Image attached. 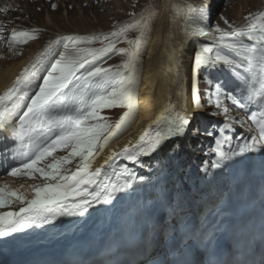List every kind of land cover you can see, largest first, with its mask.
<instances>
[{"label": "snow or ice", "instance_id": "obj_1", "mask_svg": "<svg viewBox=\"0 0 264 264\" xmlns=\"http://www.w3.org/2000/svg\"><path fill=\"white\" fill-rule=\"evenodd\" d=\"M185 7L186 11L176 10L177 16L181 18L178 27L183 36L213 40L212 46H202L195 52L191 68V99L195 107H200L199 71L205 67L223 65L232 70L243 91L247 93L246 102L231 93L226 94L225 98L240 108L247 109L251 104L259 105L261 109L259 117L256 113L248 116V120L256 126L248 130L258 132V136H252L251 143L241 145L238 151L226 153L219 148L213 150L219 159L213 162L212 167L219 168L221 161L264 147V11L244 17L245 23L240 26H233L225 20L230 31L218 26L209 31L207 8L191 5ZM52 8L55 9L56 5L53 4ZM2 11L7 9H0ZM149 30V17L141 15L104 36L105 40H109V37L119 39L128 31H136L138 35L135 39L127 40L129 47L120 49L115 48V41L101 48L85 49L78 45L91 43L94 38L60 37L50 42L22 70L12 85L0 94V130H6L10 121H18L12 131V137L19 142L18 166L12 167L8 175L33 178L34 174H39L45 181L43 185L32 186L31 199H26L16 190L0 186V208L10 207L17 201L21 205L18 210L0 212V237L22 231L31 225L50 223L57 216L84 215L93 204L109 203L116 193L131 188L138 181L126 167L113 173L115 180L104 173L105 180L99 181L104 165L121 157L138 163L139 157L156 152L167 138L184 134L190 123L188 113L182 103H173L169 99L168 105L144 129L134 144H126L119 152L112 151L104 160V165L92 170L96 155L134 116L141 50ZM37 31L36 28L31 31L13 29L8 37L9 47L36 39L33 33ZM245 38L248 43L243 42ZM61 45L65 51L60 52L59 58L51 64L38 90L31 96L22 94V85L37 75L39 68L49 57L56 55V49ZM220 49H226L227 52ZM178 51L174 47L168 57L171 67L177 70ZM112 53L127 58L116 70L98 66V61ZM177 75H180L179 71ZM179 87L183 89V84ZM221 91L222 85L217 84L216 98L209 102L222 110L226 120H231L229 109L220 98ZM177 96H183V92H177ZM114 107L125 111L113 127L100 112ZM45 131L50 134L48 139L34 144L33 136L43 137ZM220 131L223 135L224 129ZM207 134L211 135L210 132ZM216 143L219 145L221 141L217 139ZM57 151H66L67 154L56 157L54 153ZM49 157L52 158L51 163L45 167L38 166ZM74 160H77L76 170L68 175L69 169L65 166ZM143 180L144 177L139 178V182ZM93 185L96 188L90 192Z\"/></svg>", "mask_w": 264, "mask_h": 264}, {"label": "bare ground", "instance_id": "obj_2", "mask_svg": "<svg viewBox=\"0 0 264 264\" xmlns=\"http://www.w3.org/2000/svg\"><path fill=\"white\" fill-rule=\"evenodd\" d=\"M108 1L107 5L113 8L114 14L117 17L118 24L115 31L122 25L128 24L133 19L139 18L141 15L149 17V32L147 33L140 56V73L139 83L137 89L136 109L134 116L130 119L127 126L121 129L105 146L103 151H100L95 157L93 169L104 165V160L112 151L119 152L126 144H134L144 129L151 124L153 120L160 114L161 111L168 105L169 99L173 103H182L184 109L188 113L189 125L186 127L183 135L169 137L164 140L156 152L148 156L139 157L138 163H133L128 160L114 159L108 165L102 168V175L99 181H104L106 173L113 180L116 177L114 172L122 168H128L135 177H144L146 182L150 183L151 189H156L153 178L158 174L168 171L169 184L168 192L171 191L173 201H177L178 207L176 210L183 214L188 211L198 208L200 206V199L210 196L216 189L226 186L231 189L245 178L241 173H237L236 169L241 168L238 157L221 161L219 168H213L212 164L218 160V156L214 149L219 148L220 151L230 152L232 150H239L241 145L251 143L252 136L257 135V131H249V127L255 129L256 126L248 120V116L256 113L257 117L260 115L259 105H248L247 109L240 108L231 103L225 98L226 94L231 93L237 96L238 99L246 102L247 93L243 91L239 79L235 76L231 69L216 65L215 67L202 68L198 75L204 79L203 91L199 90V94H203L204 99H200V107L196 108L191 99V68L194 63L195 52L202 46H212L213 40L207 37L185 38L178 27L181 23V18L177 16L176 10L186 11V5L193 7L205 6L208 11V25L207 29L213 31L217 26L225 31H230L228 24L233 26H240L245 23L244 17L251 13L264 11V0H103ZM102 0H0V9H7V11L0 12V94H2L12 83L22 70L35 60V54L41 51L42 47L38 46L37 41H33V47L28 54L21 59H15L14 56H9L7 53V40L10 36L9 32L15 30L31 31L27 25H30L31 18H34L35 11L45 13L46 25L39 29L40 32H35L36 37H43L46 33L54 34L51 30L55 29L53 24V12H60L63 16H68L67 10L74 9L77 13L78 20L82 23L79 26H74L76 32H86L95 40H102L101 34L104 29L101 24L93 25L91 20L84 16L86 9L97 7ZM56 8L53 9L52 5ZM99 8V9H98ZM113 14V15H114ZM23 20V21H21ZM227 20L228 24L224 21ZM116 22V21H115ZM100 23V21H99ZM31 26V25H30ZM33 27V26H31ZM107 29V28H106ZM109 29V28H108ZM61 32V31H58ZM133 31H128L123 40L116 49L128 48L127 40L134 39L131 37ZM138 35V34H137ZM112 39L116 37H111ZM245 43H248L245 38ZM103 45H96L92 49L101 48ZM178 48L177 59L179 62V69L171 67L168 57L172 53L173 48ZM227 52L226 49H220ZM65 49L58 47L56 55L64 52ZM55 55V56H56ZM118 53H112L103 57L97 62L98 66L104 68H111L116 70L121 62L126 59ZM48 69V64L44 63L38 70L37 75L25 85H22V94L31 96L34 93L36 86L41 82L45 71ZM179 71L180 75H177ZM243 74V73H242ZM212 81L211 84L208 81ZM183 84V89L179 87ZM217 84L222 85L220 98L224 101V106L228 107V115L231 120H226L222 110L217 109L210 100H215V87ZM183 92V96H177V92ZM200 97V95H199ZM204 103L205 107H202ZM116 107L107 109L108 112L104 116H108L110 111H114ZM125 109L122 108L117 120L123 114ZM207 111V112H206ZM117 114V113H116ZM115 115V114H112ZM111 115V116H112ZM108 118V117H107ZM203 119L214 124L216 130L217 124H222L221 128H225L229 132V136H225L219 132L218 139L221 143H217L208 152L213 156L205 157L206 163L197 170L193 179L189 182H184L185 177L182 176V170L190 161L197 141V132L190 133V127L195 125V121ZM114 122V126L116 121ZM16 120L9 122L6 130H0V186H6L8 190H16L22 194L26 199H31L33 196L32 186L45 183L44 179L39 174H34L33 178H22L21 176H10L8 170L16 167L13 160L10 159L12 153L10 152L12 131L16 127ZM206 122V121H205ZM113 126V127H114ZM218 133V130L216 131ZM233 136V138H232ZM36 137V136H35ZM33 137V139L35 138ZM233 139V140H232ZM223 143V144H222ZM254 151L257 155H264V147L258 148ZM248 152V151H246ZM245 153V152H244ZM66 151L57 154V157L66 155ZM242 155V154H241ZM202 156V155H201ZM14 160H16L14 158ZM78 160V158H77ZM77 160H74L70 165L65 167L69 169L68 175L76 170ZM5 173V174H4ZM182 180L177 183L178 180ZM184 179V180H183ZM179 180V181H180ZM98 181V182H99ZM177 184H183L186 193L178 194ZM96 188L93 185L89 189L91 192ZM191 193H189V192ZM120 197V192L116 193L111 199L112 202L117 201ZM79 199V198H77ZM175 204H172L174 208ZM20 203L14 202L10 207L0 208V212L15 211L20 207ZM96 210V204H93L88 212L84 215L74 216H57L56 219L48 223L50 229L46 237L47 241L54 240L60 234H70L74 227L83 219H92ZM179 215V214H177ZM169 222V221H168ZM167 222V223H168ZM10 242L15 241V237H9ZM246 241L249 244L252 241V233L250 231L245 234ZM25 253L22 256H28L29 259H38L40 255L33 250V246H27ZM257 261L264 264V251L257 257Z\"/></svg>", "mask_w": 264, "mask_h": 264}, {"label": "rangeland", "instance_id": "obj_3", "mask_svg": "<svg viewBox=\"0 0 264 264\" xmlns=\"http://www.w3.org/2000/svg\"><path fill=\"white\" fill-rule=\"evenodd\" d=\"M107 3H108V1L102 0L100 5H98L100 10H97V7H94V8L91 7L90 9L85 10V12H84L85 18H87L88 20H91L93 25H97L96 24L97 23L96 18H97L98 24H101L102 28L104 29V31L101 33V34H103L102 35L103 39L102 40H95L94 37H91V38H94L91 41V43L80 44V45H78L80 48L88 49V48H93L96 45L105 46L109 42H112V41H115V46H118L120 44V42L123 40V37H120L119 39L118 38L112 39L111 37H109V40L104 39V36L108 35L112 31H115V29L117 28L118 21H119V20H117V17L114 14L113 8L108 6ZM67 13H68V16L66 17V16H63V14L60 12V10L58 12H55V11L53 12V14H52L53 24H55L56 27L54 30L52 29L51 31L54 34H56V35H54V37H53V34L46 33L45 36H43L42 38L36 37V39L30 40L27 43L13 44L11 47H9L8 40H7V49L6 50H7L8 55L14 56L15 59H21L22 57L26 56L28 54L29 50L33 47V45H32L33 41H37L38 46H41L42 49H41V51H38V53L35 54L36 55L35 58H36L41 52L44 51V49L47 47V45L50 42H52V41H54L60 37H90L86 34V32H76L74 30V26H79L82 23L80 20H78V16H77V13L75 12V10L74 9H68ZM21 21H23V20H21ZM99 21H100V23H99ZM45 22H46L45 13L37 12V10H36L34 18H31V20L29 22L30 25L33 27H31L30 25H27V27L30 29H33V28H40L41 29V27L46 25ZM58 31H61V32H58ZM37 32H40V30ZM9 33H10L9 35H11V32H9ZM137 34L138 33L136 31H133L131 37L135 39ZM58 47H61L63 49L62 45L58 46ZM58 58H59V54L56 56H53V57H49L48 60H46L44 62V63L48 64V69L45 71L44 76L47 75L48 70H50L51 64L54 63L55 59H58ZM88 58L90 59V57H88ZM43 77H42V80L40 83L43 82ZM203 82H204V79H202L201 76L198 75V88L202 91H203V85H202ZM38 85L36 86L34 92L36 90H38ZM199 95H200V99L203 100L204 99L203 94H199ZM201 105H202V107L206 106V105L204 106V103H201ZM120 111H122V108L116 107V109L114 111L109 112L108 116L107 115L104 116V114L107 113L108 110L103 109L100 112V115L105 118V121L107 123L114 126L113 121L117 120V118H115V117H118V115L120 114ZM112 114H115V115H112ZM15 123L17 126L18 121L16 120ZM194 123H195V125L193 124V126L190 127V133L197 132L198 143L194 147V150H193L194 154L192 155L191 159H189L190 161L187 160V164H186L185 168L182 170V172H183L182 176L185 177L184 182H189V179L194 178V175L197 172V170L199 168H201L204 163H206V160H205L206 155L210 156L211 159H213V156L210 155V153L208 151L211 150L212 147L216 144V141H217L219 134H220L219 132L221 129H223V128H221L223 125L219 123V124H217L218 128L216 130H214L213 128L215 125L212 124L211 120L207 121V120H203L202 118L198 119ZM217 130H218V133L216 132ZM209 132L211 133V135L207 134ZM223 134L225 136L228 135V137L231 138V136H229V132H227L225 130V128H224ZM232 138H233V136H232ZM60 152H62V151L55 152L54 156L57 157V154H59ZM51 162H52V158L49 157L45 161L41 162V164L38 166L45 167L47 164H49ZM26 177L27 176H24V175L22 176V178H26ZM179 180L177 183H180L182 181V180H180V181ZM177 187H178V191H179L178 194H182L183 192L186 193V189L184 188L183 184H180V185L177 184ZM189 193H191V192H189Z\"/></svg>", "mask_w": 264, "mask_h": 264}]
</instances>
